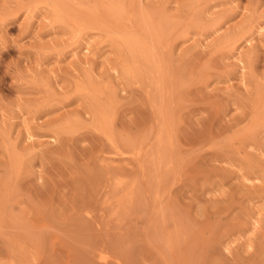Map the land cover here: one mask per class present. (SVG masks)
<instances>
[{
  "label": "rangeland",
  "instance_id": "374dc122",
  "mask_svg": "<svg viewBox=\"0 0 264 264\" xmlns=\"http://www.w3.org/2000/svg\"><path fill=\"white\" fill-rule=\"evenodd\" d=\"M0 264H264V0H0Z\"/></svg>",
  "mask_w": 264,
  "mask_h": 264
},
{
  "label": "bare ground",
  "instance_id": "6f19581e",
  "mask_svg": "<svg viewBox=\"0 0 264 264\" xmlns=\"http://www.w3.org/2000/svg\"><path fill=\"white\" fill-rule=\"evenodd\" d=\"M85 16H86V15H85ZM90 16H91V15H90ZM113 16H114V15H113ZM92 17H93V15H92ZM111 18H112V17H111ZM111 18H110V19H111ZM78 19H79V18H78ZM81 19H82V18H81ZM86 19H87V18H86ZM91 19H92V18H91ZM118 20H119V19H118ZM89 21H90V19L87 20V22H89ZM91 21H94V18H93ZM91 21H90V22H91ZM161 21H162V18H161ZM82 22H84V21H82ZM95 22H96V24H95ZM95 22H94L93 24H95V25H99V24H97V21H96V20H95ZM99 23L101 24V23H103V22L100 21ZM84 24H86V23L84 22ZM88 24H90V23H88ZM121 24H122V23H121ZM90 25H91V24H90ZM106 25H107V24H106ZM111 25H112V24H111ZM86 27H87V25H86ZM109 27H110V26H109ZM130 27H131V26H130ZM154 29H155V28H154ZM131 30H132V29H131ZM101 31H102V30H101ZM133 31H134V30H133ZM132 33H133V32H132ZM110 34H111V33H110ZM115 34H116V33H115ZM123 34H124V33H123ZM125 34H126V33H125ZM135 35H136V34H135ZM136 43H137V42H136ZM158 45H159V44H158ZM129 49H130V48H129ZM138 50H140V49H138ZM151 50H152V51H155L154 49H151ZM130 51H131V50H130ZM155 53H156V52H155ZM127 55H128V54H127ZM156 57H157V56H156ZM159 64H160V63H159ZM132 66H133V65H132ZM160 66H161V64H160ZM245 66H246V65H245ZM134 67H135V66H134ZM133 69H134V68H133ZM133 69H132V70H133ZM132 70H131V71H132ZM133 71H134V70H133ZM154 71H155V70H154ZM163 76H164V75H163ZM164 78H165V77H164ZM162 80H163V78H162ZM119 82H120V81H119ZM126 82H127V81H126ZM162 83H163V82H162ZM122 85H123V84H122ZM147 85H148V84H147ZM87 87H88V86H87ZM88 88H89V87H88ZM162 93H163V92H162ZM161 107H162V109H163V104H162ZM166 110H167V109H166ZM162 112H163V111H162ZM162 112H161V113H162ZM167 113H168V112H167ZM161 116H162V115H161ZM166 116H167V115H166ZM168 119H170V118H168ZM165 121H167V120H165ZM162 123H163V122H162ZM167 125H168V124H167ZM159 131H160V130H159ZM156 134H157V133H156ZM169 134H170V133H169ZM161 135H162V134H160V133L158 134V136H161ZM170 135H171V134H170ZM161 137H162V136H161ZM158 138H159V137H158ZM142 153H143V152H142ZM141 156H142V155H141ZM140 158H141V157H140ZM160 159H161V157H160ZM137 160H138V159H137ZM159 161H160V160H159ZM229 165H230V164H229ZM240 173H241V172H240ZM240 179H242V178H240ZM242 180H245V179H242ZM242 180H241V181H242ZM116 185H117V184H116ZM262 213H263V212H262ZM255 225H256V224H255ZM253 231H254V230H253ZM29 245H30V244H29Z\"/></svg>",
  "mask_w": 264,
  "mask_h": 264
}]
</instances>
